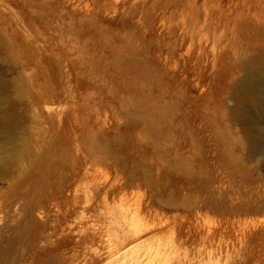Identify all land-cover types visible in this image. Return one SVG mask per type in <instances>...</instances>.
I'll return each mask as SVG.
<instances>
[{
    "label": "rangeland",
    "instance_id": "rangeland-1",
    "mask_svg": "<svg viewBox=\"0 0 264 264\" xmlns=\"http://www.w3.org/2000/svg\"><path fill=\"white\" fill-rule=\"evenodd\" d=\"M262 53L264 0H0V140L53 144L47 189L0 174V227L44 238L17 264H264V115L236 112Z\"/></svg>",
    "mask_w": 264,
    "mask_h": 264
},
{
    "label": "bare ground",
    "instance_id": "bare-ground-1",
    "mask_svg": "<svg viewBox=\"0 0 264 264\" xmlns=\"http://www.w3.org/2000/svg\"><path fill=\"white\" fill-rule=\"evenodd\" d=\"M244 72H245L244 76L240 81V88L237 92L238 99H237L236 112L239 120L243 123L248 124L249 129L251 130V134L249 135V138L253 140L255 138L254 132L261 130L260 127V124L262 123L261 117L262 115H264V53L260 54L258 58L249 60L246 63ZM240 106H243V108L239 109ZM1 129L4 130L5 137L4 140H0V174L5 173L8 169L18 167V169L20 170V173L19 172L18 173L23 182L31 180L33 181V185H35V187H40V188L46 187L50 182L51 179L50 172H52V169L49 172V166L47 164V159L51 157L53 158V151H52L53 144H51V140L47 139L46 137L47 135L44 136V134H41L42 132L41 130L40 133L39 132L38 134L36 133V136H34L31 140L28 139L26 141H20L19 146L15 147L14 143L17 139H15L14 135L9 131L10 129L8 127L7 122L1 123ZM52 163L53 160L50 163L51 166ZM51 168H53V166ZM45 189H47V187ZM45 189L44 191H47ZM39 191H41V189H39ZM41 199H43L42 196ZM27 201H29V199ZM34 201L32 200L29 203ZM8 208L10 209V207ZM45 210L42 208V211H44V213L46 212ZM42 211L40 210L41 212L40 214H43ZM35 213L36 212L32 211L31 213H28V215L26 216H24V214H21L22 217L23 216L24 217L23 219H21V216H18L21 220L20 221L16 220L17 222L15 221V219L14 221L10 219V217L8 219L7 218L4 219V222L2 221L3 224L0 227V264H17L18 262L20 263L19 252L22 248L24 249L25 246L35 247L39 242H42V240L44 241V238L42 236V231L39 228L36 221ZM45 214H43L42 216L40 215V217H43ZM2 217L5 216L3 215ZM18 217L15 216V218ZM1 220L3 219H0V222ZM43 221H45V219ZM119 222H120V226H118V231L116 230L117 236L115 241L116 244L115 246L117 249L118 247H120L119 249H122L123 247L121 248V246L139 240L146 232V229L142 226L143 224L141 225V223L140 224L136 223L132 221V219H128L125 216L124 217L122 216ZM116 224L119 225L118 223ZM5 232L6 234H4ZM45 236L47 237V234ZM49 238L50 237H48V239ZM45 239L47 240V238ZM118 251L119 250H117V252ZM124 253L122 252L121 254ZM133 253L127 254L126 252L124 254L125 256L124 257L122 256L124 259L121 262V264H139L141 261L143 262V260H141L142 256L144 255L145 257V254H147V252L145 251L144 252L145 254L143 255L135 254L136 256L135 255L132 256ZM148 255H149V251H148ZM150 255L152 256V254ZM149 258L151 259V257ZM118 259H120L119 256Z\"/></svg>",
    "mask_w": 264,
    "mask_h": 264
}]
</instances>
